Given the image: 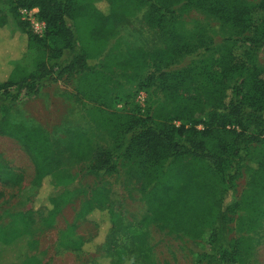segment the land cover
<instances>
[{
	"label": "trees",
	"instance_id": "trees-1",
	"mask_svg": "<svg viewBox=\"0 0 264 264\" xmlns=\"http://www.w3.org/2000/svg\"><path fill=\"white\" fill-rule=\"evenodd\" d=\"M104 1L106 9L87 0H1L0 48L21 38L16 31L25 34L26 44L23 55L0 62V135L28 154L33 186H51L61 154L55 140L7 116L20 98L78 76L75 96L90 104L86 114L108 132L112 145L95 153L85 133L70 129L64 150L75 160H90L91 174H112L122 161L146 208L140 221L125 223L106 190L92 191L83 214H107L112 227L104 250L110 264H154L145 238L150 224L194 240L208 230L204 264H246L264 219V154L257 161L250 157L251 149L264 147V67H248L243 59L264 46V24L249 34L253 6L247 0ZM256 5L264 13V0ZM20 8H38L46 23L43 37L20 19ZM140 10L157 44L100 60L123 21ZM191 10L216 20L223 38L217 58L204 54L195 64L176 68L185 56L214 49L205 26L186 27L180 19ZM8 16L16 20L12 29ZM121 79H138L134 94L147 93L143 112L132 94L119 92ZM243 173L246 183L236 197ZM21 179L0 155V182L15 185ZM55 213L48 211L51 218ZM232 229L237 236H230ZM20 232L0 228V243ZM72 241L70 250L83 251L82 239Z\"/></svg>",
	"mask_w": 264,
	"mask_h": 264
},
{
	"label": "rangeland",
	"instance_id": "rangeland-1",
	"mask_svg": "<svg viewBox=\"0 0 264 264\" xmlns=\"http://www.w3.org/2000/svg\"><path fill=\"white\" fill-rule=\"evenodd\" d=\"M87 1L106 9L104 0ZM247 1L253 6L249 30V34H252L264 24V13L256 7L258 0ZM0 9L5 10L1 0ZM175 9L178 10L179 5ZM142 12H134L123 21L118 33L109 40L100 60L104 61L111 56L120 59L129 47L157 44L155 37L142 22ZM180 19L186 27H191L195 22L205 26L214 39V49L208 53L199 50L185 56L176 68L195 64L204 54L217 58L219 52L215 48L223 38L219 23L194 10L183 12ZM15 21L8 16L11 29L15 27ZM15 35L21 38L15 37L11 41L12 46L4 45L0 48V62L11 55H23L26 36L21 31H16ZM97 62L99 61L96 60L91 65ZM243 62L248 67H264V46L248 58L245 57ZM77 80L78 76L64 78L43 88L35 96L20 98L12 105L7 116L12 122L21 123L28 128L36 127L47 133L55 140L61 154L52 185L44 183L37 190L32 184L34 167L28 154L14 139L0 135L1 157L14 173L22 177L15 185L0 182V228L8 233L12 228L21 230L18 236L8 237L4 243H0V264H110L104 250V242L112 227L107 214L99 211L88 217L83 214L84 206L96 188L107 191L122 222L136 223L145 214L142 196L126 176L122 161L118 162L117 169L112 174H91L88 172L90 160H75L64 150L63 140L66 131L70 129L85 133L90 138L95 153L108 150L112 145L108 132L98 128L86 114L90 104L75 96ZM137 83L138 79H121L119 92H123V95L132 94L136 103L134 93ZM155 102L163 105L161 98L156 97ZM116 108L121 109V104L117 103ZM263 154V146L251 149V160H259ZM245 183L246 176L243 173L237 181L236 197L240 196ZM49 199L55 201L56 207H53ZM54 208L56 213L51 218L48 211ZM66 231L69 235L64 237ZM145 232L154 264L205 263L203 257L208 249V230L196 240L169 232L155 224L147 226ZM230 236H237L233 229ZM76 237L84 241L83 251L70 250L75 245L72 238ZM253 237V254L246 264H264V219Z\"/></svg>",
	"mask_w": 264,
	"mask_h": 264
},
{
	"label": "built area",
	"instance_id": "built-area-1",
	"mask_svg": "<svg viewBox=\"0 0 264 264\" xmlns=\"http://www.w3.org/2000/svg\"><path fill=\"white\" fill-rule=\"evenodd\" d=\"M38 11V8H20L18 13L20 19L28 24L29 30L32 34L41 38L46 31V23L38 18ZM135 101L143 112L146 107L147 93L144 90L137 91Z\"/></svg>",
	"mask_w": 264,
	"mask_h": 264
}]
</instances>
